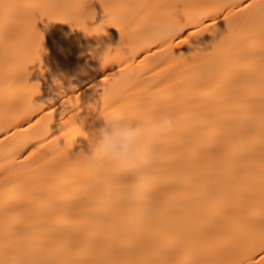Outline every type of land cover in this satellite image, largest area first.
I'll use <instances>...</instances> for the list:
<instances>
[{
	"label": "bare ground",
	"instance_id": "6f19581e",
	"mask_svg": "<svg viewBox=\"0 0 264 264\" xmlns=\"http://www.w3.org/2000/svg\"><path fill=\"white\" fill-rule=\"evenodd\" d=\"M4 2L78 5L85 0ZM101 2L199 5L222 3L225 0H86L85 11L95 12L94 18L86 21L88 29L103 26L102 32L93 34L64 22L63 17L70 19L78 14L79 9L75 7L54 10L59 16H54L52 20L37 15L36 29L44 39L40 59L28 66V83L39 84V92L33 95L32 102L33 105L44 106L45 111L40 115L54 109L52 123L49 125L50 135L60 137L58 143L61 148L65 146L61 133L67 127L63 121L71 118L74 123L82 126L85 135L73 137L69 157L80 152L91 154L88 141L97 135V130L104 124L101 113L105 77L114 78L119 75V64L103 65L105 54L110 49L114 51L119 45L120 31L105 23L107 15ZM117 11L126 17L124 36L127 47L124 50L128 52L134 48L143 50L150 38L151 25L164 18L162 14L147 8ZM177 15L181 22L186 20L182 13L178 12ZM217 22L215 36L204 32L174 48L173 54H182L190 60L197 50L210 51L226 31L222 16L218 17ZM14 27L19 29L20 49L14 50L12 55L22 58L23 49L27 47L24 23L18 22ZM152 50L156 51L154 46ZM137 55L140 53L137 52ZM144 55H147V51H144ZM140 58L143 59V56ZM161 59L157 53L156 60L145 61V64L155 68L160 63L161 67H166ZM136 63L139 64V60ZM202 63L207 64V61ZM17 71V64L10 62L6 65L0 53V126L16 118L28 94L16 76ZM143 71L141 75L140 70L134 67L123 80L111 86V95L120 105L143 109L152 120H157L161 112H166L174 121L173 129L158 138L159 162L151 180L152 199L162 211L152 218L140 219L131 205L134 189L122 174L113 170L109 178L110 186L100 187L93 183L84 162H70L57 156L55 160L43 165L38 173L39 178L26 177L32 181L33 191L39 198H20L19 206L14 209L28 219L40 235L56 238L75 233L84 227L83 224L68 223L70 220L95 219L121 230H144L176 224H196L216 229L228 223L225 217L232 211L231 200L236 183L230 170H236L238 175L246 171L238 153L254 152L257 166L259 164V129L246 131L234 119V113L243 111L235 105L241 98L248 96L250 90L215 87L218 83L223 84L222 77L234 71V65L227 62L198 68L172 67L155 78H149L151 74L147 68ZM164 85L171 87L163 93L159 92L158 89ZM201 89H207L208 94L203 95ZM255 92L259 93L258 80ZM192 97L202 99L204 106L191 107L189 100ZM233 97L237 99H231ZM76 98L79 103L73 106L69 100ZM153 101L158 103V108L151 107ZM191 111L202 115L199 119H189L186 114ZM33 115H36V119L40 118V115ZM16 122L21 127L27 126L23 119ZM12 131L15 132L16 128L13 127ZM6 134L0 133V139ZM24 139L26 137L17 136L13 141L9 137L5 143H0V163L4 162L8 146H18ZM3 204V190L0 189V215Z\"/></svg>",
	"mask_w": 264,
	"mask_h": 264
},
{
	"label": "snow or ice",
	"instance_id": "6c2138e0",
	"mask_svg": "<svg viewBox=\"0 0 264 264\" xmlns=\"http://www.w3.org/2000/svg\"><path fill=\"white\" fill-rule=\"evenodd\" d=\"M101 5L107 15L105 23L120 31L119 45L114 51L110 49L103 59L105 67L109 63H116L120 68L118 76L105 77L102 116L107 118L114 112H121L120 109H126L123 112L129 116L138 115L139 110L133 106L120 105L111 95V86L123 80L134 67L140 70L141 75L147 68L151 74L149 78H155L172 67L198 68L227 62L234 65V71L222 77L223 84L218 83L215 87L250 90V94L235 105L243 111L234 113V119L246 131L259 129V164L257 166L254 152L238 153L246 171L238 175L236 170H230L236 181L231 200L232 211L225 217L228 223L216 229L196 224H176L144 230H121L114 225L90 219L68 221L70 224L84 225L75 233L56 238L40 235L28 219L14 211L19 206L20 198H39L33 191L32 181L26 177L39 178L38 173L43 165L55 160L57 156L70 162H84L87 166L91 157L83 152L69 157L73 137L83 135L79 125L71 118L63 121L67 127L61 133L65 140V146L61 148L58 143L60 137L50 135L49 125L52 123L54 109L40 115L45 111L44 106L33 105L32 97L39 92V84L28 83V66L40 59L44 39L36 29V18L39 15L52 20L54 16H59L54 10L75 7L79 9L78 14L70 19L63 17L65 23L82 28L88 34L102 32L103 26L88 29L85 20L93 19L95 12L85 11L82 4H22L0 0V53L6 65L10 62L17 64L16 76L28 90L16 118L0 126V133H7L0 139V143H5L9 137L13 141L17 136L26 137L18 146L9 145L4 162L0 163V189L4 197L0 215V264H264V0H225L222 3L199 5L104 2ZM131 8L152 9L171 18L175 27L164 38L148 42L143 50L134 48L128 52L124 50L127 47L124 36L126 17L117 10ZM178 12L186 18L184 22L178 19ZM221 16L226 23V31L210 51L197 50L190 60L182 54H173L174 48L204 32L215 36L218 17ZM21 21L27 39L22 58L12 55L14 50L20 49L19 29L14 25ZM153 46L156 51L152 50ZM144 51H147V55H144ZM157 53L166 67H161L160 63L155 68L145 64V61L156 60ZM205 60L207 64L202 63ZM257 80L258 94L255 92ZM170 87L164 85L158 91L163 93ZM201 92L203 95L208 94L207 89H201ZM70 101L73 106L79 103L78 98ZM189 104L193 108H202L204 101L192 97ZM34 113L40 115V118L36 119ZM186 115L189 119H199L202 114L191 111ZM20 119L25 120L26 127L16 122ZM33 120L35 123H32ZM13 127L16 128L15 132L12 131Z\"/></svg>",
	"mask_w": 264,
	"mask_h": 264
},
{
	"label": "clouds",
	"instance_id": "9594fccd",
	"mask_svg": "<svg viewBox=\"0 0 264 264\" xmlns=\"http://www.w3.org/2000/svg\"><path fill=\"white\" fill-rule=\"evenodd\" d=\"M174 27L171 18H162L151 25L147 42L164 38ZM151 107L156 109L159 105L153 101ZM102 118L103 126L88 141L91 148L88 168L93 183L109 187L110 174L116 170L134 189L131 205L138 217L149 219L159 215L162 209L152 199L151 180L159 162L158 138L173 129V119L161 112L157 120H152L143 109L136 116L121 111ZM80 129L84 136L82 126Z\"/></svg>",
	"mask_w": 264,
	"mask_h": 264
}]
</instances>
